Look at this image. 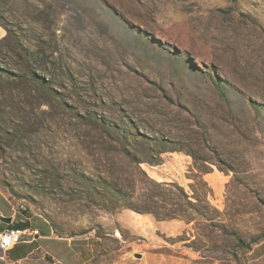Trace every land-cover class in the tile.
Here are the masks:
<instances>
[{
	"label": "rangeland",
	"instance_id": "obj_1",
	"mask_svg": "<svg viewBox=\"0 0 264 264\" xmlns=\"http://www.w3.org/2000/svg\"><path fill=\"white\" fill-rule=\"evenodd\" d=\"M0 69L13 197L61 232L119 229L103 260L254 264L264 0H0Z\"/></svg>",
	"mask_w": 264,
	"mask_h": 264
},
{
	"label": "crops",
	"instance_id": "obj_2",
	"mask_svg": "<svg viewBox=\"0 0 264 264\" xmlns=\"http://www.w3.org/2000/svg\"><path fill=\"white\" fill-rule=\"evenodd\" d=\"M19 204L20 201L0 182V230L8 227L39 230L37 235L27 236L5 251L3 260L6 264H135L125 256L100 259L107 241L115 242L118 246L115 251L120 250V237L123 236L119 229L115 234L107 233L106 236L97 233L96 229L79 234H61L44 214L30 209L22 211ZM250 254L254 264H264V239L253 245Z\"/></svg>",
	"mask_w": 264,
	"mask_h": 264
},
{
	"label": "built area",
	"instance_id": "obj_3",
	"mask_svg": "<svg viewBox=\"0 0 264 264\" xmlns=\"http://www.w3.org/2000/svg\"><path fill=\"white\" fill-rule=\"evenodd\" d=\"M19 208L27 210L28 205L25 202H20ZM39 233V230L32 228H15L8 227L0 230V257L5 259V251L12 248L15 244L25 240L27 236H34Z\"/></svg>",
	"mask_w": 264,
	"mask_h": 264
},
{
	"label": "trees",
	"instance_id": "obj_4",
	"mask_svg": "<svg viewBox=\"0 0 264 264\" xmlns=\"http://www.w3.org/2000/svg\"><path fill=\"white\" fill-rule=\"evenodd\" d=\"M0 70H2V69H0ZM1 92H0V97H1ZM3 185V184H2ZM20 209V208H19ZM20 210H22V209H20ZM29 210V207H28V209L27 210H22V211H28ZM52 223V222H51ZM53 224V223H52ZM53 226H54V228L56 229V231L58 232V233H61V234H79V233H65V232H61L59 229H58V227L55 225V224H53ZM264 238V232L262 233V234H260L259 236H257L256 238H254L252 241L254 242V241H256V242H258V241H260L261 239H263ZM238 243H239V245H241V246H249L250 245V243H245L242 239H239V241H238Z\"/></svg>",
	"mask_w": 264,
	"mask_h": 264
},
{
	"label": "water",
	"instance_id": "obj_5",
	"mask_svg": "<svg viewBox=\"0 0 264 264\" xmlns=\"http://www.w3.org/2000/svg\"><path fill=\"white\" fill-rule=\"evenodd\" d=\"M7 221H10V218H7ZM136 256L140 257L141 253H137Z\"/></svg>",
	"mask_w": 264,
	"mask_h": 264
}]
</instances>
